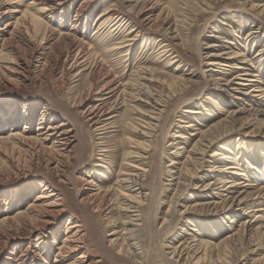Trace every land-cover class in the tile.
<instances>
[{
    "label": "rangeland",
    "instance_id": "374dc122",
    "mask_svg": "<svg viewBox=\"0 0 264 264\" xmlns=\"http://www.w3.org/2000/svg\"><path fill=\"white\" fill-rule=\"evenodd\" d=\"M36 1L7 0L0 14L1 32L11 22L0 40V134L33 136L0 142V215L12 217L0 221V264H264V209L249 210L264 207V0H68L48 16L29 8ZM25 8L39 19L14 29ZM242 68L255 80L235 83ZM102 92L112 117L93 123L85 110ZM23 113L27 123L12 122ZM48 116L75 120L71 147L36 141ZM39 190L44 202L65 194L49 206L63 210L24 214Z\"/></svg>",
    "mask_w": 264,
    "mask_h": 264
},
{
    "label": "bare ground",
    "instance_id": "6f19581e",
    "mask_svg": "<svg viewBox=\"0 0 264 264\" xmlns=\"http://www.w3.org/2000/svg\"><path fill=\"white\" fill-rule=\"evenodd\" d=\"M3 1V0H2ZM7 1V0H6ZM5 1V2H6ZM67 1L68 0H37L36 2H35V5L33 4V5H31L29 8H32L33 10H35V11H40L41 13L43 12L44 14H45V16H48L49 14H51V13H53V12H55L58 8H61L63 5H65L66 3H67ZM4 1H3V3H5ZM2 2H1V4H0V14H1V12H4V11H6V9H1L2 7H3V4ZM29 8H25L24 10H22L21 12H19V15L18 16H15L14 17V22H13V28H14V26L16 25L15 23H19V21H23L24 20V18H27L28 19V21L29 22H35V21H37L39 18H38V14H36L35 12H33L31 9H29ZM109 9V8H108ZM108 9H106V11L108 10ZM111 9V8H110ZM2 10V11H1ZM15 10V9H14ZM108 11H110V10H108ZM120 11V10H119ZM39 12V13H40ZM81 12V11H80ZM122 12H124V11H122ZM104 13H106V12H104ZM124 13H126V10H125V12ZM100 15V14H99ZM109 15H115L114 17H112V18H117V20L121 17L118 13H109ZM131 15V14H130ZM129 15V16H130ZM128 16V15H127ZM126 18V17H125ZM130 18L132 19V17L130 16ZM129 18V19H130ZM133 18L136 20V21H140L138 18H137V16H133ZM127 19V18H126ZM121 20V19H120ZM13 21V20H12ZM127 21V20H126ZM134 22V21H133ZM136 23V22H135ZM11 24V22H9V21H5L4 22V25H3V29H2V31L3 32H1L0 31V40L2 41V42H5V40H6V37H4L2 34H4V33H6V31H7V27L9 26ZM29 24H31V23H29ZM28 24V25H29ZM6 27V28H5ZM12 28V27H11ZM15 29V28H14ZM11 30V29H10ZM13 30V29H12ZM129 30H132V29H129ZM151 30V29H150ZM9 32H11L12 33V31H9ZM10 34V33H9ZM1 35H2V37H1ZM158 35H160V37H158V39L159 40H161V44H160V46H165V45H172L173 44V41H172V39L170 38V36L169 35H167L166 36V34H158ZM215 37H218L219 38V35H215ZM223 41H228L227 39H224ZM1 42V43H2ZM126 43H128V42H125V44ZM3 44V43H2ZM125 44H123V45H125ZM0 46H2V45H0ZM113 46H115V45H113ZM119 46V45H118ZM117 46V47H118ZM121 46V45H120ZM80 53V52H79ZM211 55H214L213 53L211 54ZM81 61V60H80ZM210 63H219V64H224L223 62H221V61H216V60H214V59H212L211 60V62ZM235 65V64H234ZM237 67H240V66H237ZM248 70H250V69H248V68H245V69H243L242 68V71H240V75H235L234 76V78H238L239 79V81L237 82H235V83H238V84H240V85H243V84H247L248 83V80H255V78L254 77H252V76H254V74H250L249 73V71ZM12 80V79H11ZM103 80V79H102ZM232 81V80H231ZM226 83V82H225ZM230 83V82H229ZM234 83V82H233ZM232 82L230 83V84H233ZM103 84V83H102ZM227 84V83H226ZM104 85V84H103ZM203 85V84H202ZM101 86V85H100ZM105 86V85H104ZM109 86V85H108ZM107 85H106V88H109V89H107V91L109 92L110 91V86L108 87ZM259 85H254V83H251L250 84V87L248 88V90H250V91H252V90H262V88L261 87H258ZM237 87V86H236ZM105 93V92H104ZM100 96L98 97V100L91 106V107H89V108H87L85 111H86V113H85V115H86V118L89 120V121H91V122H93V123H96V122H100L99 120L101 119V115H104V111H105V103H106V100H107V96H104V95H106V94H103V92L102 93H100L99 94ZM108 95V94H107ZM253 95H255V94H253ZM15 107V106H14ZM13 109V108H12ZM158 110H160V108H157ZM241 109V108H240ZM240 109H238V110H240ZM153 112V111H152ZM232 112V111H231ZM4 113V112H3ZM14 115L16 114V112H15V108H14V113H13ZM31 114V113H30ZM30 114L29 113H23V114H17L16 116H15V119L14 118H12V122L14 123L15 121H18V120H21V119H24L25 120V123H27L29 120H30ZM112 114V113H111ZM144 114V113H143ZM13 115V116H14ZM155 115H156V113H155ZM43 116V115H42ZM105 116V115H104ZM107 116V117H106ZM105 116V118H103L104 120L103 121H108V119H110V117H112V115H110L109 114V116L108 115H106ZM146 116H148V118H151V119H154V120H156V116H153V115H149V114H146ZM5 118V117H4ZM40 118H42V117H40ZM147 118V117H146ZM64 119V118H63ZM68 121L70 122V126H68L69 124H68ZM111 121H112V119H111ZM147 121H148V119H147ZM181 121H184V120H181ZM156 122V121H155ZM3 123H9V120H3ZM138 124H139V122H137ZM149 126L150 125H152V124H150V123H153L152 121H149V123L148 122H146ZM101 124V123H100ZM102 124H103V122H102ZM154 124H156V123H154ZM104 125V124H103ZM131 125H133V124H131ZM137 125V124H136ZM136 125H133L132 126V129L130 130L132 133H135L137 130L136 129H138L142 134L143 133H146V132H148L147 130H146V132H145V130L144 131H142L141 129H139V128H136L137 126ZM159 125V124H158ZM191 125V123H185L184 124V126H190ZM147 126V125H146ZM103 127V126H102ZM148 127V126H147ZM152 127V126H151ZM24 129V128H23ZM36 134L34 135L35 136V138H36V141L37 140H39V141H41V143L43 142H48L49 140V146H50V148H57V149H59V147L57 146V145H61V147L62 146H65V147H68V146H72L73 145V143H74V141H75V139H76V122H75V120H73V118L72 117H70V116H67V117H65V120H61V121H59V122H56L55 120H54V118H52V116H48V117H46L45 119H40V120H38V122H37V124H36ZM13 131V132H12ZM149 133V132H148ZM137 135V134H136ZM145 135H147V134H145ZM176 135H180V137L181 136H183V134H178V133H176ZM30 137H33V136H31L30 135ZM30 137L29 136H27V135H25V134H22V132H18L17 130H14V129H11V132H9V134L7 135V137H5V136H1V134H0V142H2V141H6V139L8 138V140L10 139V140H12L11 142H14V143H17V142H22V140L23 139H25V138H29V140H31L30 139ZM133 137V136H132ZM132 137H129V141L130 142H134V145H137V143H138V140L137 139H135V140H137V141H133V139H132ZM134 138V137H133ZM214 138H215V136H213V135H207V136H205L204 137V145H208V144H210L211 143V141L212 140H214ZM26 140V139H25ZM32 140H34V139H32ZM79 140V139H78ZM38 141V142H39ZM40 143V142H39ZM45 144V143H44ZM133 144V143H132ZM43 145V144H42ZM48 146V147H49ZM68 150V149H67ZM71 150V149H70ZM227 151L228 150H219V149H217V150H215L214 152H213V154H217L218 155V158L219 159H225L226 157H228V155L229 154H227ZM174 161V160H173ZM234 162H236V160H233V161H231V163H227V164H224L223 166H222V169L223 170H226L227 168H233V167H235L234 166ZM145 168V167H144ZM143 167H141V168H139V169H141L142 171L141 172H143L145 169H144ZM242 170V169H241ZM140 173V172H139ZM238 174H244V172L243 171H239V172H237ZM133 176H135V177H139L140 176V174H138V172H135L134 174H133ZM54 178V177H53ZM77 178H80V177H77ZM131 180H130V182L128 183L130 186H135L137 189H140V188H142V187H144L143 185H142V183L140 182V180H137L136 178H133L132 179V177L130 178ZM138 179H140V178H138ZM52 181H54V183L57 185V186H59V188L61 189V190H63V188L64 187H62L63 185H62V181H61V179H53ZM83 183H85V182H83ZM237 183V182H236ZM208 185V184H207ZM43 186H45V183H44V185ZM55 186V185H54ZM43 188H45V187H43ZM54 188V187H53ZM209 188H213V186H211V187H209ZM51 189H49L48 191H50ZM90 190V189H89ZM67 191V190H66ZM95 191V190H94ZM78 191L76 190L75 192H74V195H75V193H77ZM95 193H96V191H95ZM91 194H93V192L91 193ZM57 195V194H56ZM76 195H78V194H76ZM33 198L32 199H30L29 201H28V204H27V206H26V210L24 211V209H22V211L24 212V214H27L29 211H31V210H37L36 212H37V214H36V218H37V215H39V217H42V218H44V215L47 213V211L48 210H51L52 212H54L56 209L58 210V211H61V210H63L62 209V207H57V208H51L50 209V205L52 206V207H56L55 205H58V204H62L63 205V200H64V196H65V194H61L60 195V193L53 199V200H51L52 202H44V199H43V197L44 196H46L45 194H44V191L43 190H39V191H36V192H33ZM12 197H13V195H12ZM12 197H11V199H12ZM15 198V200H18V197L17 196H15L14 197ZM82 198V197H81ZM101 199V198H100ZM141 199H139V201H140ZM50 201V200H49ZM76 201V200H75ZM138 200L137 199H135V201L133 200V202H137ZM51 203V204H50ZM77 203V204H76ZM76 205H78V200L76 201ZM138 203V202H137ZM60 206V205H59ZM130 206V205H129ZM131 206H134V205H132L131 204ZM135 206H136V204H135ZM64 208V207H63ZM260 209H264V207L263 206H254V207H250V209L249 210H260ZM21 209H19V211H20ZM134 210H137V209H134ZM21 211V212H22ZM57 211V212H58ZM40 212H42V214H39ZM18 214V213H17ZM3 214H1L0 215V221L1 222H8V221H10L11 220V218L12 217H10V216H7V214H4L3 216H2ZM136 216H138V214H135ZM31 217V216H30ZM32 218V217H31ZM134 219H138L137 217L136 218H134ZM36 220V219H35ZM44 221H46V220H44ZM137 221V220H136ZM232 221V220H231ZM244 222H245V220H240V223L238 224V225H241V226H243V228H244ZM74 223V222H73ZM72 222H67V229H69V227H72L74 224H73ZM130 223V222H129ZM132 223V222H131ZM133 225L134 224H139V222H133L132 223ZM237 225V224H236ZM240 226V227H241ZM230 228V227H229ZM242 228V227H241ZM239 230V229H238ZM237 229H236V227H234L233 229H232V231L230 232V234L229 235H226L225 237H223V239H229L230 237H232L233 235H234V233H236V231H238ZM78 237V236H77ZM79 237H80V235H79ZM67 238V240L69 241V240H71V237H68V236H66L64 239H66ZM73 239V238H72ZM76 239V238H75ZM79 240V239H78ZM73 241H70L69 242V246H71V248H74L76 245H75V243H72ZM68 246V247H69ZM83 255V254H82ZM81 257H83V256H81ZM81 260V259H80ZM82 261V260H81ZM59 264V263H58ZM61 264V263H60Z\"/></svg>",
    "mask_w": 264,
    "mask_h": 264
}]
</instances>
